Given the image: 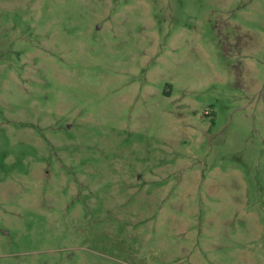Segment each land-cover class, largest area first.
<instances>
[{
	"label": "rangeland",
	"instance_id": "374dc122",
	"mask_svg": "<svg viewBox=\"0 0 264 264\" xmlns=\"http://www.w3.org/2000/svg\"><path fill=\"white\" fill-rule=\"evenodd\" d=\"M0 264H264V0H0Z\"/></svg>",
	"mask_w": 264,
	"mask_h": 264
}]
</instances>
